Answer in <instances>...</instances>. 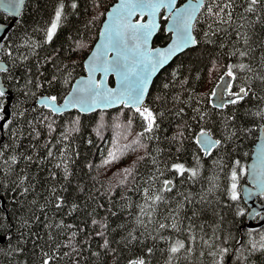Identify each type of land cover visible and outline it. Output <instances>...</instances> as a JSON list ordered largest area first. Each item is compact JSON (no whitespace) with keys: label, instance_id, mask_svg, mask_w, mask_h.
Instances as JSON below:
<instances>
[{"label":"trees","instance_id":"trees-1","mask_svg":"<svg viewBox=\"0 0 264 264\" xmlns=\"http://www.w3.org/2000/svg\"><path fill=\"white\" fill-rule=\"evenodd\" d=\"M115 1L26 0L2 42L12 99L0 97V264H264V226L246 227L240 194L264 125V0H230L226 8L229 0H204L192 29L197 43L160 72L141 107L157 125L147 132L140 113L124 106L54 114L36 104L42 96L61 102L85 74L84 59ZM10 20L0 10V22ZM159 21L154 46L170 39L163 12ZM240 64L248 67L232 69V90L248 94L212 107L219 78ZM202 129L221 141L207 157L196 142ZM173 164L188 171L181 175ZM178 241L184 247L172 252Z\"/></svg>","mask_w":264,"mask_h":264},{"label":"snow or ice","instance_id":"snow-or-ice-1","mask_svg":"<svg viewBox=\"0 0 264 264\" xmlns=\"http://www.w3.org/2000/svg\"><path fill=\"white\" fill-rule=\"evenodd\" d=\"M23 2L24 0H10L13 9H18ZM257 2L258 0H251L252 4H256ZM203 3L204 0H196L194 4L190 2L183 8H175V14L171 17L172 23L169 29V31L173 33L175 39L167 48L154 49L148 47L149 38L158 27L154 17L160 8H174L176 0H127L125 4L120 6L125 9V12L119 16L114 25L108 26L107 32L103 33L105 36V43L98 46L100 48L99 53H93L89 80L83 82L81 87L76 88L74 93H69V95L65 97V104L62 106L56 105L55 102L57 98L55 96L42 98L39 103L56 113L69 107H78L81 112H89L97 107L107 108L116 103L125 104V106L131 104L147 122L145 131H151L154 127H157V125H155L153 113L148 108H141L139 106L142 104L144 93L147 89L148 79L151 74L155 72L159 66H162L172 55L175 54V52L197 43L196 39L192 36V22L195 18V13L200 9ZM75 6L76 5L73 4V7ZM229 6L230 0L228 4L224 5V8ZM62 7L63 5L56 9L54 18L51 20L50 26L47 28V41L53 39V36L61 23ZM224 8H221L220 11L214 13V15L219 18L224 11ZM136 10H140L141 12L147 11L149 15L147 23L141 24L139 21L136 23L131 22V16ZM207 10L209 14H213L212 7H208ZM248 11H252V8L250 7ZM228 16L230 19L231 14L229 13ZM221 22L226 23L227 21L221 20ZM245 42H247V40ZM108 52L114 53L111 60L106 58ZM246 54L247 53L245 52H240L241 56ZM234 67L246 68L248 66L244 64L229 65V70L226 73L227 76H233L232 69ZM5 70V68L0 67V72ZM97 71L103 72L105 77L108 72H115L120 77V88H105L102 81H96L93 78L94 73ZM53 79H55V77ZM221 79H223V77H221ZM261 79H264V77ZM37 86L39 87L40 85ZM165 87H167V85H165ZM228 87L230 88L231 86L229 85ZM211 94L218 97L222 96V93H218L216 89H213ZM247 94L248 90L245 88H240L239 93L230 91L229 96L234 98L229 99L227 103L237 104L239 101L243 100ZM4 96L5 92L0 89V97ZM48 101H51L52 103H48ZM216 106L224 107V102L221 100ZM181 111H183V109H181ZM129 124H131V121H129ZM199 142L204 144L206 148L215 147L221 143L220 140H211L203 129L200 133ZM51 155L52 153L49 151V156ZM110 155L112 154L110 153ZM172 168L181 175L185 171H188L183 164H173ZM191 174L195 177L197 175L196 170H191ZM235 180L236 172L233 171V183L231 184L232 200L237 199V185ZM171 183V181H164L165 185H171ZM169 190L171 189L169 188ZM160 199H162V197L157 195L154 198V202ZM93 223L96 222L93 221ZM160 227L164 228L165 225L161 224ZM172 227L175 228L176 225L173 224ZM105 245H107V241H105ZM177 245L178 247H173L171 249L172 252H176L178 248L184 247L183 242L178 241ZM261 247H264V245H261ZM149 251H151V249H149ZM227 251V249H223L221 255ZM44 264H48V261L46 260ZM130 264H144V261L141 259L130 262Z\"/></svg>","mask_w":264,"mask_h":264},{"label":"water","instance_id":"water-1","mask_svg":"<svg viewBox=\"0 0 264 264\" xmlns=\"http://www.w3.org/2000/svg\"><path fill=\"white\" fill-rule=\"evenodd\" d=\"M25 1L26 0H24L23 4L20 5L18 9H13L11 7L10 0H0V10L11 19L9 22H0V51H1L2 42L5 39L8 32L10 31V29L12 28L14 21H16L18 19ZM126 2H127V0H116L115 3L106 12L104 21L102 23V26H101V29L99 32V35L97 37V40L95 41V43H94L92 49L90 50V52L88 53L87 57L84 59L83 64H84V68H85V74L78 77L73 82L68 94L65 97H67L69 95V93H74V90L76 88L81 87L83 85V82H86L89 80V78H90V67L92 65V59L91 58L93 56V53L94 52L99 53L100 48L98 46L103 45L105 43V36L103 35V33L107 32L108 26L114 25L117 22L119 16L125 12V9L121 8L120 6L122 4H125ZM190 2L194 4L196 2V0H185L181 4L179 3V0H176V5L174 8H172V9L160 8L159 9V11L156 13V15L154 17L155 22L158 25V27L155 29V31L152 33L151 37L149 38V41H148V47L149 48L164 49V48H167L170 44H172L175 37L173 36V33L171 31H169V29L171 27V23H172L171 17H172V15L175 14V8H183L184 6L188 5ZM201 7L195 13V18L192 22L193 24H194L196 17L198 16L200 10H201ZM162 11L164 12V17L167 18V22L165 24V31L170 34V39L168 40V42L165 45L153 46V41L156 38V36L159 32V29H160L159 17H160V13ZM137 18H139V19H137ZM148 20H149V15H148L147 11L141 12L140 10H136L134 12V14L131 16V22L132 23H136L137 21H139L141 24H144V23H147ZM192 29H193V27H192ZM192 36L194 37L193 31H192ZM193 46H195V44L189 45L188 47H185L182 50L175 52L174 55H172L162 66H159L156 69V71L151 74V76L147 82V89L144 93V98H143L142 104L139 105L140 107H142L143 103L145 102V100L148 96V93L150 91V88L152 86V83H153L154 79L160 74V72L163 71L180 54L184 53L186 50L190 49ZM113 56H114L113 52H108L106 58L108 60H111ZM0 67L7 69L6 63L1 59H0ZM2 72H0V89H2L5 92L7 100L10 101L12 99V94L7 90V88L5 87V85L3 83L2 74H1ZM226 73L221 75V77H223V79H221V77H220L218 82L216 83V85L213 88V89H216L218 93H222V96L218 97V96H213L211 94L210 99H209L212 107L217 108V109H221V110L224 109L227 105H230L227 103V101L229 99L234 98V97L229 96L230 91L239 93V91L232 90V84H233L234 78H233V76L232 77L227 76ZM110 77H113L114 85L109 84L108 79ZM93 78L96 81H102L105 88H112V89H119L120 88V77L115 72L110 71V72H108L107 76L105 77L103 72L97 71L94 73ZM229 85L231 86L230 88L228 87ZM47 97L48 96H42V97L38 98L36 101V104L39 106H43L42 104L39 103V101L42 98H47ZM221 100L224 102V107H217L216 106L217 103L220 102ZM48 103H52V102L48 101ZM55 103L57 106H62L65 104V98L61 102L56 101ZM121 106H124L126 108L135 109V107H133L131 104H128V106H125V104L116 103V104H113L107 108L97 107L94 110L89 111V112H81L78 107H69L67 109H62L58 113L53 112V111L52 112L54 114H62L64 112L76 110L82 114H87V113H91V112L98 111V110L105 111V110H109V109L119 108ZM8 116H9V114L7 112L6 117L1 122V128L3 127V124L5 123V121L8 119ZM205 132L207 133L208 137H210L211 140H213V141L217 140L216 138H214L211 135V133L209 131L205 130ZM200 133L201 132H199L196 136V142H197L198 146L200 147V149L202 150V152L204 153V156L207 157V156H209L210 152L216 146L206 148V146L204 144L199 142L200 141ZM246 170H247V174H246L247 175V182L241 186V191H240V194H241L244 202L248 205L249 210H250L248 213V222L246 224V227L247 228H261L262 226H264V204H261L258 201V197L264 195V125H262L259 128L258 138H257V141L252 148L251 158L247 163ZM170 187H171V185H166V188H170ZM258 215H260L259 218L257 220H254V217L258 216ZM2 241H3V239H0V242H2Z\"/></svg>","mask_w":264,"mask_h":264}]
</instances>
